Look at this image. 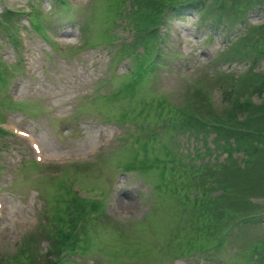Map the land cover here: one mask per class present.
Listing matches in <instances>:
<instances>
[{"label": "rangeland", "instance_id": "obj_1", "mask_svg": "<svg viewBox=\"0 0 264 264\" xmlns=\"http://www.w3.org/2000/svg\"><path fill=\"white\" fill-rule=\"evenodd\" d=\"M69 1L74 10L60 15L48 0H39L40 18L50 21L56 34L44 41L29 32L33 73L19 77L23 103L9 94L14 75L0 67V116L15 111L13 118L37 137L50 161L58 157L79 164L34 169L26 144L0 135V257L7 264H43L46 256L55 258L59 247L55 239L69 227L68 204L57 201L65 191L70 195L66 184L77 183L66 176L72 170L84 186L101 188L107 202L98 216L85 207L86 200L75 199L87 208L81 218L92 220L87 240L85 236L73 252L62 254L61 264H264V200L247 199L256 209L247 213L253 216L209 221L205 229L207 218L200 213L207 203L200 202L194 186L209 188L214 199L221 192L217 182L221 186L230 182L242 195L252 191L243 183L255 172L251 162L256 155L246 165L243 161L250 147H264V138L245 141L238 135L247 126L229 116L231 96L227 98L226 92L235 93L238 100L243 94L241 81L246 86L259 83L257 75L240 77L242 72H259L264 78V0H251L238 18L237 4L244 0L223 2L219 26L213 20L214 1L209 2L205 19L190 11L169 24L172 17L163 13L170 0L157 14L145 7H136L135 14V0ZM24 2L0 0V14L9 8L27 11ZM241 13L245 21L239 19ZM79 15L89 21L84 38L77 42L74 23L62 21ZM22 18L17 16L19 22ZM7 20L0 24V32L14 33ZM145 32L153 37L140 40ZM253 40L260 51L245 52L242 48ZM3 41L0 57L14 65L19 47ZM58 41L71 46L65 56L54 51L52 45ZM127 70L132 73L124 75ZM207 71L213 75L206 76ZM109 75L112 80L106 79ZM121 80L127 90L113 93ZM184 84H198L200 92ZM88 95L92 99L87 100ZM203 95L211 99L209 105ZM257 95L251 98L258 101ZM191 109L204 120L242 130L218 134L208 126L193 129L194 120L183 121L181 115ZM129 110L133 119H124ZM151 122L154 133L143 141L140 136L148 129L142 126ZM129 142H135L133 150L145 157L147 166L136 170L139 175L120 169L131 168ZM231 164L236 170L228 167ZM217 167H224V173Z\"/></svg>", "mask_w": 264, "mask_h": 264}, {"label": "trees", "instance_id": "obj_2", "mask_svg": "<svg viewBox=\"0 0 264 264\" xmlns=\"http://www.w3.org/2000/svg\"><path fill=\"white\" fill-rule=\"evenodd\" d=\"M137 2L134 11L135 14L138 12V8L145 7V9H152V11L155 12V14L158 13V8H160L166 0H135ZM208 1L207 4V12L209 10V2L214 1V8H215V18L216 22H219L220 19V8L223 4V2L227 0H170L166 2V5L168 6V12L174 17V19H182L183 15L188 11H196L202 8L203 4ZM230 3H236L239 0H228ZM241 1V0H240ZM251 0H244L237 4V10L235 12L236 17L238 18V14H240V11L244 6H246ZM242 14V13H241ZM242 17V15H241ZM261 26L258 27V30H261ZM148 32H145L143 35L151 38L153 35ZM247 40V37L241 38V43L245 44ZM259 44L256 42V40H253L249 43V46H244L242 49L246 51L250 50H257L260 51V48L258 47ZM255 52V51H254ZM254 75L256 76L257 81L259 83L252 85V86H246V84L243 83V81L240 82L242 86V91L245 93L247 90L252 91H258L259 93H262L264 95V78L259 76V73H248L245 75L247 78H254ZM195 93L200 92L199 88L194 89ZM226 95L227 92H226ZM230 107L228 109L229 116L236 121L238 124H243L244 126H247L246 132L238 133V135H241L244 137L245 141L246 139L250 141H255L253 138L262 137L264 138V99L262 102H260L258 105L253 104L249 100L244 101H238L235 99L230 102ZM183 121H187L189 118L193 119L194 122L191 124V127H194L193 129H198L200 127H207V122L210 124L209 128H211L213 131H215L218 134H223L224 132H228L227 130L231 131H241L242 128L233 126V125H227L225 123L221 122H212L210 120H204L200 116H197L193 109L190 111H185V113L182 114ZM237 124V125H238ZM229 133V132H228ZM264 140V139H263ZM257 146L250 147V150L247 152L246 159L243 161L244 164H248L250 162V159L252 156L253 160L251 162L252 165L255 167V172L250 174L247 177V181L243 183L244 186L247 184L249 186H252V191L248 193L247 195H242L244 192L240 193L238 190L239 188L234 189L232 184L230 182H227L226 184H222V186L217 182L218 186L221 188V197L219 198V195L216 199L213 197H210L209 194V188H201L197 185H194L199 189L198 197L199 199H203L200 202L207 203L205 206L204 211L201 210L202 215L206 216L207 219H205V229L208 228L209 221H217L218 223H221L223 220H227L228 218H233L240 216L242 214H247L249 210L254 211L256 209H253V205L247 200L248 197H264V147L259 148V150L256 148ZM242 149V148H241ZM242 163V162H241ZM232 170H236V167H234V164L229 165ZM244 168H240V172L243 171ZM217 170L223 172L225 170L224 167H217ZM224 173V172H223ZM254 175V176H253ZM213 178V177H211ZM212 199L211 202L209 200ZM217 200L214 202V200ZM196 203H199L196 201ZM210 203H213L211 206ZM68 207L73 208V214L68 217L67 223L69 226L74 225L75 221L79 218L81 215L82 207L78 206L76 204V200L74 198H69L67 200ZM197 209V208H195ZM253 209V210H252ZM249 211V213L251 212ZM83 232V230L81 231ZM82 235H85L84 233ZM57 244H62L63 238L58 237ZM254 244V243H252ZM57 253V252H56ZM264 253V251H263ZM55 255V254H54ZM43 264H56V256L53 258V260H50L47 256L44 258ZM0 264H7L1 257H0Z\"/></svg>", "mask_w": 264, "mask_h": 264}]
</instances>
